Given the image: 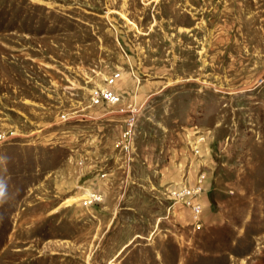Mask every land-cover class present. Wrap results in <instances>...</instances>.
Instances as JSON below:
<instances>
[{
  "label": "rangeland",
  "instance_id": "rangeland-1",
  "mask_svg": "<svg viewBox=\"0 0 264 264\" xmlns=\"http://www.w3.org/2000/svg\"><path fill=\"white\" fill-rule=\"evenodd\" d=\"M0 134V264H264V0H0ZM201 168L194 227L165 192Z\"/></svg>",
  "mask_w": 264,
  "mask_h": 264
},
{
  "label": "built area",
  "instance_id": "built-area-1",
  "mask_svg": "<svg viewBox=\"0 0 264 264\" xmlns=\"http://www.w3.org/2000/svg\"><path fill=\"white\" fill-rule=\"evenodd\" d=\"M120 76L119 72H115L110 74L105 82L107 85L95 87L91 93V104H105V108L111 105H117L122 101V95L111 87L118 77ZM136 103V102H135ZM135 103H128L127 108L126 105L120 107L119 109L115 108V111H125L127 109V113L121 114L123 124H122V136L124 147V160L126 166H129V161L132 158V149L134 142V134H135V122L137 115L139 114L142 104L136 105ZM111 104V105H110ZM110 109H108L107 113ZM124 115V116H122ZM90 118L98 117V116H90ZM71 117L69 115L63 114L61 115L62 121H71ZM74 118L73 121H76ZM116 121V120H115ZM189 127H184L186 129V140L187 144L191 147L192 153L196 157H201L204 154V149L210 148V136L207 125H199L196 123H191ZM2 135L0 134V139ZM125 166V167H126ZM107 168V167H106ZM105 169V168H104ZM107 172L100 171L101 176H105ZM207 178V179H206ZM209 176H206L205 170L202 168L199 169L195 175L194 181L188 180L183 181L181 183L169 184L166 186L165 196L168 199L167 209L170 210L171 207H174L176 204L186 206L190 209L192 223L194 227H200L203 224L202 212L204 208V203L202 199L203 190L206 188L205 182L206 180H210ZM208 182V181H207ZM206 182V184H207ZM209 185V186H208ZM208 187L211 188V183H208ZM92 196L91 201L93 199H97L98 193L92 192L90 194Z\"/></svg>",
  "mask_w": 264,
  "mask_h": 264
},
{
  "label": "crops",
  "instance_id": "crops-1",
  "mask_svg": "<svg viewBox=\"0 0 264 264\" xmlns=\"http://www.w3.org/2000/svg\"><path fill=\"white\" fill-rule=\"evenodd\" d=\"M153 139H154V138H153ZM153 141H155V139H154ZM153 141H152V142H153ZM155 142H157V140H156ZM153 143H154V142H153ZM158 143H159V142H158ZM172 164H173V163H172ZM169 167H171V168L173 169L172 165L169 166ZM169 171H170V169H169ZM167 174H169V172H168ZM179 178H180L179 176H178V178L176 177V179H174V181H175V182H179ZM180 181H181V180H180ZM207 209H208L210 212H212V209H210L209 206H208V208H207V207H206V203H204L203 218H205V216L209 213V211H208ZM204 220H205V219H204Z\"/></svg>",
  "mask_w": 264,
  "mask_h": 264
},
{
  "label": "trees",
  "instance_id": "trees-1",
  "mask_svg": "<svg viewBox=\"0 0 264 264\" xmlns=\"http://www.w3.org/2000/svg\"><path fill=\"white\" fill-rule=\"evenodd\" d=\"M155 137H157V136H155ZM159 142V141H158Z\"/></svg>",
  "mask_w": 264,
  "mask_h": 264
}]
</instances>
